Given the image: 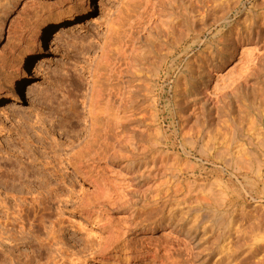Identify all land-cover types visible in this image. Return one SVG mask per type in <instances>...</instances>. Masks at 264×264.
I'll return each instance as SVG.
<instances>
[{
	"label": "rangeland",
	"instance_id": "374dc122",
	"mask_svg": "<svg viewBox=\"0 0 264 264\" xmlns=\"http://www.w3.org/2000/svg\"><path fill=\"white\" fill-rule=\"evenodd\" d=\"M180 2L187 12L170 23L157 22L156 15L164 20L169 7ZM11 4L0 0L1 23L9 13L0 23V196L28 194L26 206L31 194L54 199L49 213L31 204L24 212L13 197L9 211L20 218L5 220L0 212V232L21 238L5 241L19 264H158L164 254L197 256L196 264H264V0H37L27 6L28 14L21 10L24 1ZM226 10L229 15L220 20ZM190 19L192 25L185 22ZM23 20L44 29L38 47L11 39L15 21ZM241 50L246 66L229 74ZM92 88L102 89L112 103L123 97L130 111L119 123L112 120L105 143L89 136L90 111L103 117L100 109L108 101L103 96L94 110ZM234 128L237 135L230 137ZM121 130H130L143 145L134 155L139 161L146 155V169L151 167L143 170L146 180L140 179L147 187L142 188L145 199L135 205L137 214L158 216L157 206L165 202L171 209L163 216L174 213L172 220L178 216L184 222L181 233L190 230L195 238L177 235L167 241L162 234L169 230L160 227L152 241L142 243L143 230L127 244L113 243L111 258L104 261L100 240L108 221L102 213L81 217L77 204L93 200L94 186L112 160L111 138ZM224 186H232L235 194L222 216H214V200ZM120 215L110 214L114 227ZM74 222L83 225L79 244ZM42 224L54 228L64 243L53 244L50 257L35 252L38 241L28 242L32 235L44 236Z\"/></svg>",
	"mask_w": 264,
	"mask_h": 264
},
{
	"label": "bare ground",
	"instance_id": "6f19581e",
	"mask_svg": "<svg viewBox=\"0 0 264 264\" xmlns=\"http://www.w3.org/2000/svg\"><path fill=\"white\" fill-rule=\"evenodd\" d=\"M23 2L24 1V5L22 7V11H26V8L27 6L29 7H33V6H36V3H37V0H30L28 3L27 0H11L12 2V7L16 6V4L20 3V2ZM65 3H70L71 0H63ZM151 2V0H145V3H149ZM30 4V5H29ZM179 8H181L179 10ZM28 9V8H27ZM187 12V6H184V3L183 2H180L178 4H174L173 6L171 5L169 7V11L166 12L165 14V18L164 20L160 18V16L156 15L155 18L158 21H161L163 23H170L172 18L174 16H177L178 13L180 11H185ZM27 12V11H26ZM230 11L226 10L223 12V16L221 18H219L220 20L222 19H225L227 18V16L229 15ZM28 14V12H27ZM185 17H187V15H185ZM9 18V13L6 14V17L4 18V20H2V23H1V26H3L7 20ZM191 18V17H190ZM185 22H189L191 23L190 25H192V19H190L189 21H185ZM155 23V22H154ZM165 23V24H166ZM164 25V24H163ZM189 25V26H190ZM246 25V24H245ZM244 25V26H245ZM0 26V27H1ZM249 28V27H248ZM2 29V27H1ZM204 29V28H203ZM247 29V28H246ZM43 28L36 24H34L33 22L29 23V20H23V21H15V24H14V28L12 30V34H11V39H15V41L17 42H20V41H26V40H30V41H33L35 44H34V47H38V40L40 39V36L41 34L43 33ZM237 41V40H236ZM178 43V42H177ZM176 43V47H179V44ZM132 47V46H131ZM235 48V47H234ZM133 50V49H132ZM124 51V50H123ZM126 51V50H125ZM135 52V51H133ZM123 53V52H122ZM121 53V54H122ZM137 53V52H135ZM246 54L245 50H241V57L240 58V62L234 66L231 70H229V74H233V72H237L244 69L245 68V64L246 62H242V57ZM105 55V54H104ZM136 55V54H134ZM122 56V55H121ZM124 56V54H123ZM126 56V55H125ZM139 56V54H138ZM106 57V56H105ZM258 57V56H257ZM124 58V57H123ZM140 58V57H139ZM129 59L131 60H134L135 63L136 61L138 60L135 56H130ZM130 60V61H131ZM118 61V60H117ZM116 61V62H117ZM246 61V60H245ZM256 61V60H254ZM26 62V61H25ZM114 61V63H116ZM120 62V61H119ZM129 62V61H128ZM108 63V62H107ZM111 62H109L110 64ZM118 63V62H117ZM121 63V62H120ZM119 63V64H120ZM132 63V62H131ZM134 63V64H135ZM108 64V65H109ZM133 64V66H134ZM114 65H118V64H114ZM113 65V66H114ZM120 66H124V65H120ZM137 66V65H136ZM110 67V66H108ZM116 67V66H115ZM115 67H113L114 69H116ZM130 68V66H128ZM121 68V67H120ZM119 68V69H120ZM127 68V67H126ZM125 68V69H126ZM114 69H112L111 71H113ZM131 69V68H130ZM118 70V69H117ZM134 70V69H133ZM132 70V71H133ZM248 70V69H247ZM119 71V70H118ZM128 71V69L126 70ZM114 72V71H113ZM235 72V73H236ZM246 73V71H245ZM240 76V75H239ZM237 77V76H236ZM164 84V83H163ZM96 86V85H95ZM160 88L162 89V85L160 86ZM93 89V88H92ZM100 89V88H98ZM97 88L93 89V100H94V110L99 107L97 106V104H100L104 98V94L102 92V89L98 90ZM105 91V90H104ZM162 91V90H161ZM110 93V92H109ZM109 93H107V96H112L110 95ZM109 94V95H108ZM91 96V97H92ZM105 97V96H104ZM106 98V97H105ZM110 98V97H109ZM108 100V98H106ZM121 101L120 102H109L108 101L101 107V112H102V116L103 117H98L99 115L97 113H95V111H93V109L90 111V113H92V120H91V123H90V129H89V136L90 138H94V140H97L98 141V144L99 142L101 143H105L106 141L109 140V130L111 128V125L113 124L112 123V120H116V122H120L124 119H126L128 117V114H129V109H128V105H127V102L125 100H123V97L120 98ZM124 99H126V97H124ZM123 100V101H122ZM91 101H92V98H91ZM112 101V100H111ZM208 101V100H207ZM129 102V101H128ZM210 104H212L210 101H208ZM92 103V102H91ZM167 103V102H166ZM166 103H164L163 105V110L166 109ZM208 103V104H209ZM92 106V105H91ZM97 106V107H96ZM99 110V109H98ZM163 112V111H162ZM100 114V113H99ZM114 122V124L116 123ZM118 122V123H119ZM116 123V124H118ZM103 125V126H102ZM124 129V128H123ZM231 129V128H230ZM236 128H234V130L232 129L230 131V137L231 136H236L237 133H235ZM241 129V127L239 128ZM238 129V130H239ZM243 130V128H242ZM130 131V130H129ZM128 130H121L120 132H114V135L112 136L111 139L114 140V145H113V156H111L112 160H110L109 162L106 163V166L104 167V170L102 171L103 175L101 177V183L94 186L95 187V190H94V194L91 196L93 200H89L86 199L84 202L83 200H80L77 204V208H78V214L81 216V217H85V218H91L93 215L95 214H100L102 213L103 216H105L106 220L108 221L107 222V226L105 225L104 227V230L103 231V240H100L101 241V245H100V257L104 260V261H107L111 258V246L113 243L115 242H118L120 244H127L131 241L132 239V236L133 235H137L139 234L141 231L143 230H147V234L143 235L142 237V243H145V242H149V241H152L154 236H153V233H154V230H156L157 228H160V227H163L165 230L168 229L169 231L168 232H163L162 234V237H164L167 241L169 240H174L176 239L177 235H183L180 237L181 240L185 239V238H188V239H194L195 238V235L189 233V231H183L181 233V230L184 228H182V225L184 222H181V220H179V218L176 217L177 220L180 221V223L177 221V220H172L174 218V213H173V218L172 216L170 217V215L166 218L164 217V213L166 211H169L171 208L170 207H167L165 202L161 203L160 205L158 204L157 206V212L156 214L158 216H154L152 217L151 215L149 214H145V212H140L141 214H137V212L135 211L136 210V204H137V201L142 199L144 200L145 197L143 194H145L142 190H145L146 187L144 186L145 184L140 181V179L142 177H145L146 175H143V170L145 171V169L149 166V160L148 158L146 157V155H144L142 158L143 160L142 161H139L138 158L136 157V155H134V152H138L139 150L142 149L143 145H139L138 143H136L134 141V138L132 137L131 133L129 132ZM241 131V130H240ZM229 136V135H227ZM26 137V136H25ZM20 142V141H19ZM100 143V144H101ZM108 143V142H107ZM31 145V144H30ZM145 145V144H144ZM152 145V144H151ZM98 147L101 146V145H97ZM146 146V145H145ZM160 146V143L157 142V145L156 147ZM108 147V146H107ZM148 147V146H147ZM101 148V147H100ZM144 149V147H143ZM146 149V148H145ZM19 150V149H18ZM4 151H7V150H4ZM29 151V150H28ZM104 151V150H103ZM109 153V152H108ZM148 153V152H147ZM4 154V153H3ZM95 155H99V151H95ZM152 155V154H151ZM30 156V155H29ZM32 157V156H31ZM34 157V156H33ZM110 157V156H108ZM152 157V156H151ZM26 158V157H25ZM234 158V157H233ZM2 159V158H0ZM34 159V158H33ZM96 157L93 156L91 158H89L87 161V163L90 162V160H95ZM236 159V157H235ZM32 160V159H31ZM30 160V161H31ZM234 160V159H233ZM255 160V159H254ZM238 161V160H237ZM241 161V160H240ZM6 162V161H5ZM29 163V160L27 161ZM26 162V163H27ZM32 162L34 161H31L30 163L32 164ZM154 162V161H153ZM23 163V162H22ZM85 163V162H84ZM95 163V162H94ZM238 163V162H237ZM25 164V162L23 163ZM35 164V163H34ZM80 164V165H79ZM78 164V169L81 170L82 172L83 169L82 168V164L79 163ZM93 164V163H92ZM247 164V163H245ZM244 164V165H245ZM20 163H19V167H20ZM52 165V164H51ZM249 165V164H248ZM26 166H29L26 164ZM13 167V166H12ZM24 167V166H21V168ZM32 167V166H31ZM18 167H16V170H17ZM28 168V167H27ZM151 168V167H150ZM149 168V169H150ZM241 168V167H240ZM246 167H244L245 169ZM14 169H15V166H14ZM149 169H146V170H149ZM10 170V169H9ZM25 170V169H24ZM13 171V170H12ZM19 171V170H17ZM20 172V171H19ZM5 173V172H4ZM99 173V172H97ZM223 170H221V168L218 169L217 171V175H222ZM228 179L227 180V183H231L232 182V177H233V170H230L228 172ZM21 175V174H20ZM34 175V174H33ZM14 176V175H13ZM15 177V176H14ZM13 177V178H14ZM19 178V177H18ZM221 178V177H220ZM11 179V178H10ZM17 179V177H16ZM16 179H12V184L13 186L16 184ZM144 178H142L143 180ZM7 180V179H6ZM9 180V179H8ZM146 180V179H144ZM218 180V179H217ZM9 182V181H8ZM98 182V181H97ZM218 182H220L218 180ZM5 184V183H4ZM11 184V183H10ZM232 185V184H231ZM10 186V185H9ZM12 186V185H11ZM18 186V185H17ZM144 186L145 189H142ZM22 187V186H21ZM29 188V187H28ZM188 188V187H187ZM221 188V187H220ZM222 190V189H221ZM8 191V190H7ZM189 191V190H188ZM235 190L233 189L232 186H227L223 188V190L218 194V196H216L217 200H214V202L216 203V207L214 210H212V213H211V209L209 210L210 213L212 215H218L221 213V211L224 210V208H226L227 206V203L228 201L233 198L235 192ZM12 192V191H11ZM30 192V191H29ZM32 192V191H31ZM30 192V193H31ZM17 193V192H16ZM93 193V192H92ZM15 194V192H14ZM14 194H9V191L5 194L4 196H0V212L3 213L4 215V218L5 220H10V218L12 220H16V217L18 216V218H20V214H16L17 216L15 217L12 216L11 214L13 212L9 211L11 208L10 206V197L13 199V201L15 200V204H16V207H22L23 209L26 207V208H29L28 205L31 204V206L33 208H36V209H39V211H45V212H48L49 211L51 212L53 206H54V203H53V196L51 194V196H49L48 194H41L42 197L40 198H37L38 194L36 195V197L34 195L31 194V197H30V204H28L27 206L25 205L26 204V200L27 199V196H25V194L21 195L20 193L14 195ZM20 194V195H19ZM40 195V196H41ZM54 195V194H53ZM57 195V194H56ZM55 195V197H56ZM90 195V194H89ZM29 197V196H28ZM144 197V198H143ZM58 198H60L58 196ZM214 198V197H213ZM215 198V199H216ZM18 200V201H17ZM140 200V202L142 201ZM87 201H91V202H87ZM139 203V202H138ZM214 203V204H215ZM208 205V204H207ZM30 206V207H31ZM170 206V205H168ZM14 207V206H13ZM209 207V206H208ZM32 208V209H33ZM138 208V207H137ZM170 208V209H169ZM212 208V207H210ZM214 208V207H213ZM18 209V208H17ZM21 208H19L20 210ZM223 209V210H222ZM13 210V209H12ZM22 210V209H21ZM30 210V209H29ZM58 210V209H57ZM14 211V210H13ZM18 212V210H17ZM20 212V211H19ZM18 212V213H19ZM23 212V211H22ZM21 212V213H22ZM24 212H25V209H24ZM122 213V215H120V220L119 222H117V225H115L114 227V224L112 223L113 221L110 220L111 217L110 214L112 213ZM172 212V211H171ZM16 213V212H15ZM36 213V212H35ZM139 213V212H138ZM166 213V214H168ZM208 213V211L206 212ZM214 213V214H213ZM14 214V213H13ZM24 214V213H23ZM45 214V213H44ZM209 214V213H208ZM209 214V216L211 215ZM10 215L12 217H15L14 219L12 217H10ZM26 215V214H24ZM32 215V214H31ZM23 216V215H22ZM96 216V215H95ZM98 216V215H97ZM102 216V217H103ZM222 215L220 214V217ZM58 217V216H57ZM211 217V216H210ZM218 217V216H217ZM18 218H17V221H18ZM56 218V217H55ZM22 219V217H21ZM42 219V218H41ZM44 219V218H43ZM42 219V220H43ZM47 219V218H46ZM185 218H183L184 220ZM221 219V218H220ZM220 219L218 221H220ZM11 220V221H12ZM14 220V221H15ZM35 220V219H34ZM105 220V221H106ZM10 221V223H11ZM16 221V222H17ZM20 221H23V220H20ZM41 221V220H39ZM45 222V219L43 220ZM49 221V220H48ZM52 221V220H51ZM117 221V220H116ZM217 221V222H218ZM223 218L221 219V223H222ZM9 222V221H8ZM59 222V221H58ZM186 222V221H185ZM194 222V221H193ZM22 223V222H20ZM38 223L40 222H37L35 223L36 225H38ZM75 223V222H74ZM106 223V222H105ZM191 223V221H190ZM224 223V222H223ZM7 224V223H6ZM9 224V223H8ZM19 224V223H18ZM33 224V223H32ZM41 224V223H40ZM55 224V222H54ZM11 225V224H10ZM13 225V224H12ZM75 227V235H76V242H78L77 244H79L81 242V231L83 230V225L81 223H75L73 224ZM104 225V224H103ZM102 225V226H103ZM189 225V224H187ZM55 226V225H54ZM52 225V227H54ZM15 227V226H14ZM39 227V226H38ZM43 228V230H45V234L44 236H40V235H36L34 237V235H32L33 237H30V240L28 242H33L34 241H38V245H37V248H35V252L38 253V255H43V254H46L47 256L51 254V249L53 248V244L55 246V243H58V242H61L63 243L61 240V238H57V236L55 235V231H52L53 229L51 228L46 230V228L48 226H45L44 224H42V226H40ZM51 227V226H50ZM36 228V227H35ZM41 228V229H42ZM49 228V227H48ZM57 228V227H56ZM62 228V226H61ZM64 228V227H63ZM188 228H191V227H187V230ZM4 229V228H3ZM101 229V228H100ZM115 229V230H114ZM55 230V229H54ZM62 230V229H61ZM65 230V229H63ZM186 230V229H185ZM3 231V230H2ZM7 231V230H6ZM4 231V232H0V251L1 253L3 254V257L4 259L3 260V264H19L20 262L18 261V259L14 256V252L13 250H11L10 248H8L5 243V241H19L21 238L20 237H15L10 233V234H7V232ZM31 230H29L28 232H30ZM60 231V230H58ZM114 231L116 234H114ZM38 232V231H37ZM19 233V232H18ZM24 233V231L22 232ZM60 233V232H59ZM92 233H95V232H92ZM42 234V233H40ZM62 234V233H61ZM60 234V235H61ZM24 235H26L24 233ZM29 235L31 236V233H29ZM72 235V234H71ZM21 237H24L22 235H20ZM62 236V235H61ZM60 237V236H58ZM100 237V236H99ZM25 238V237H24ZM22 238V239H24ZM27 238V236H26ZM157 239L159 237H156ZM179 239V240H180ZM27 240V239H26ZM71 240V239H70ZM4 241V243H3ZM21 241V240H20ZM185 241V240H184ZM155 243L158 242V240H154ZM173 242V241H172ZM60 243V244H61ZM64 244V243H63ZM62 244V248H63V245ZM66 245V244H65ZM11 246V245H10ZM166 246V245H165ZM52 247V248H51ZM66 247V246H65ZM164 247V246H162ZM189 247V246H187ZM186 247V248H187ZM51 248V249H50ZM56 248V247H55ZM67 248V247H66ZM99 248V247H98ZM58 249V248H57ZM56 249V251H57ZM160 248H156V250H154V254L156 255V253L158 252ZM164 249H167V248H164ZM34 250V249H33ZM47 250V251H46ZM60 250V248L58 249V251ZM192 251H194V249L192 248ZM34 252V251H33ZM47 252V253H46ZM195 252V251H194ZM193 252V253H194ZM225 252V251H224ZM35 253V254H36ZM70 253V252H69ZM76 253V252H74ZM73 253V254H74ZM1 254V255H2ZM72 254V253H71ZM195 254V253H194ZM153 255V256H155ZM161 255V254H160ZM159 255V256H160ZM167 258H165V260H160L158 262V264H196V257L194 256H189V258H186V259H180L178 258V256H174L173 254H164ZM50 257V256H48ZM52 257L54 258L55 256L52 255ZM19 258V257H18ZM27 264V263H25ZM58 264H63L62 262L61 263H58Z\"/></svg>",
	"mask_w": 264,
	"mask_h": 264
}]
</instances>
